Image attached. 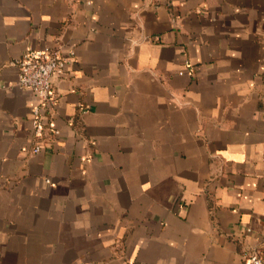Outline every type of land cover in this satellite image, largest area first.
Returning <instances> with one entry per match:
<instances>
[{
    "label": "crops",
    "instance_id": "obj_1",
    "mask_svg": "<svg viewBox=\"0 0 264 264\" xmlns=\"http://www.w3.org/2000/svg\"><path fill=\"white\" fill-rule=\"evenodd\" d=\"M58 134L31 153L28 49ZM264 243V0H0V264H242Z\"/></svg>",
    "mask_w": 264,
    "mask_h": 264
},
{
    "label": "built area",
    "instance_id": "obj_2",
    "mask_svg": "<svg viewBox=\"0 0 264 264\" xmlns=\"http://www.w3.org/2000/svg\"><path fill=\"white\" fill-rule=\"evenodd\" d=\"M72 56L62 55L56 50L26 49L15 62L18 68L16 86L28 91L34 103L31 107L30 129L34 144L32 154L40 151L58 132L52 128L50 118L56 111V95L53 89V77L63 76ZM242 264H264V243L257 244L242 256Z\"/></svg>",
    "mask_w": 264,
    "mask_h": 264
}]
</instances>
